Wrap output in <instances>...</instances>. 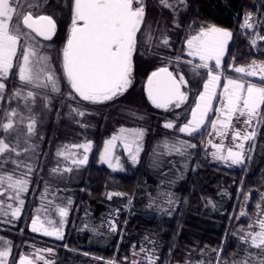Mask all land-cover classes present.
Listing matches in <instances>:
<instances>
[{
    "label": "snow or ice",
    "instance_id": "obj_1",
    "mask_svg": "<svg viewBox=\"0 0 264 264\" xmlns=\"http://www.w3.org/2000/svg\"><path fill=\"white\" fill-rule=\"evenodd\" d=\"M179 3L186 7L184 0H179ZM55 4L60 7H69L66 0L65 2L55 0ZM159 4L172 9L173 16L178 15V9L170 5L168 0H159ZM48 11L51 14H47ZM259 11L261 15H264V6ZM70 12V30L62 49L56 55V60L59 63V69H57L48 55V50L52 48L51 43H43L51 42L58 30L57 19L54 18L57 13L52 7V0H0V101L5 98V81L8 80L14 67L18 68V78L21 82L41 90L45 109L51 103L52 94L60 97L61 104L70 101L68 103L70 119L91 115V106L113 102L128 91L133 83L134 56L139 54L141 47H146L153 41L151 25L145 19L146 0H71ZM255 23L264 24V21H253L252 15L246 14L242 27L253 28ZM177 26H179L178 22ZM232 36L233 33L227 29L206 25L201 27L196 35L186 39L188 55L193 58L198 57L200 64L194 65L191 60L186 63L192 66L194 73H198L199 69L207 71L206 79L202 81L203 90L194 96V106L190 108L191 118L178 127L179 133L192 137L205 126L209 113L213 111L212 102L216 99V89L220 86L223 75L220 71L222 60ZM257 39L264 40V36L257 34ZM161 43L165 47H170L166 36ZM251 44L256 45V40L251 41ZM213 61L214 65L211 64ZM173 63L176 64L175 72L170 71L169 66H163L153 71L148 77L147 97L157 109L174 111L188 100V91L182 90L188 81L179 71L180 58L176 57ZM234 71L246 73L251 77L259 75L260 80L264 81V63L259 65L253 63L248 69L236 67ZM63 81H66L67 85L64 91L61 90ZM20 96V91L14 90L8 100L10 102L13 98ZM36 98L37 93L33 91H29L23 97L25 108L30 113L32 107L29 100L34 104ZM220 103L223 107L216 109L217 118L211 121V127L216 131V134L222 139L226 138L228 129L233 127L234 117L237 121L240 117L245 118V131L242 133L239 129L233 128V141H240L235 144V148L238 150H233L232 147L225 150L223 143L215 144L208 141L215 149L211 156L214 160L223 162L229 167L246 168V161L247 163L251 162L252 153L255 150L258 129L264 126V86L227 79L223 85ZM18 115L16 109L5 110L4 117L7 122L0 120V130L6 134V137L0 138V197L3 198L0 199V216L9 214L3 211V207L4 200L10 199L18 202L16 207L11 204L7 206L11 210V217L16 220L20 218L25 204L22 197L24 193L28 192L31 174L35 171L32 163L25 164L12 157V154L20 155V152L17 151L19 137L6 142L7 135H10L14 129L16 123L14 118ZM180 115L181 113H176V120H179ZM23 119L24 117L21 116V120ZM28 119L26 143L36 134L38 122V117L35 114ZM139 119H143V117H139ZM74 122L81 128L90 126L78 119H74ZM163 127L173 129L176 124L169 121ZM249 128L252 130L248 131ZM145 134L146 130L143 128L121 127L117 133L104 141L102 151L99 153V163L106 164L113 171L125 170L120 156L117 155L119 142L127 154L130 164L137 165L144 150ZM249 141L252 144L246 153L245 143ZM196 147V144L186 140H178L170 146V151L174 150L180 155H185L189 149ZM36 149V144L29 143L24 151L35 152ZM92 149L93 142L86 138L81 143L63 146L57 150L56 156H63L66 161H70L71 166L61 168L57 165L50 169V173L54 176L62 175L65 172L71 173L72 166L79 169L87 165ZM6 153L8 155H5ZM9 164L14 165L10 171L6 168ZM185 167H187L186 164ZM22 168H26L27 171H19ZM47 195L48 184L46 182L41 199H45ZM113 195L121 196L123 194L110 193L108 199L111 200ZM161 196L164 197L163 203L167 204V207L157 204L156 198H151L148 207L152 208L155 205L158 211L171 216L172 212L169 209L175 211L181 201L172 192L161 193ZM250 197L251 192L244 193L245 202ZM71 203L70 198L66 206L52 205L49 201V207H55L58 211V222L47 218L41 219L39 214L41 209H37L38 214L31 219V231L63 240L64 226ZM257 209L256 219L252 224H249V230L246 233L242 228L239 230L241 233L239 238L244 243L250 242L252 247L259 250V253L253 254L243 250L244 254L239 258H234L231 264H264V194H261V203L257 204ZM48 211V207L43 208L45 217H47ZM239 215L247 216L248 213L241 211ZM254 226H258V231L252 230ZM109 229L111 232H117L118 226L112 222L109 224ZM144 239L153 245L152 249L149 250L141 246L140 252L145 254L144 259L129 261L128 264H157L159 259L156 255L157 241L149 240L147 236ZM0 243L3 244L0 247V264H8L12 242L4 241V238L0 237ZM43 251L52 253L53 249H37L33 254L35 261L27 255L21 254L18 264H38L39 261H43V264H55L54 260H47L40 254ZM219 251L222 252L223 249L221 248ZM134 255H139V253H134ZM124 259L127 260V257ZM12 264H17L15 259ZM106 264H117V262L110 260ZM184 264H202V262L185 260ZM217 264H229V262L218 261Z\"/></svg>",
    "mask_w": 264,
    "mask_h": 264
},
{
    "label": "trees",
    "instance_id": "obj_2",
    "mask_svg": "<svg viewBox=\"0 0 264 264\" xmlns=\"http://www.w3.org/2000/svg\"><path fill=\"white\" fill-rule=\"evenodd\" d=\"M66 3L69 7H60L55 4V0H52V7L57 13L54 18L57 19L58 30L51 42H43L51 43L52 48L48 50V55L57 69H59V63L56 55L62 49L70 28L71 0H66ZM259 6H264V0H187L186 8L178 10L179 26H174L177 32H171L172 38L175 39L172 51L158 48L154 40L150 45L141 47L139 54L134 56L131 87L113 102L91 106L92 114L87 115L90 126L85 129L76 126L67 117L70 101L61 104L59 96L51 95L50 107L40 115L41 119L38 122L43 138L37 158L29 157V163L33 164L35 171L31 174V183L25 195V204L20 218L13 222V226L1 225L0 227V231L2 230L3 235L9 238L14 246L9 264H12L13 259L17 260L18 253L24 248V243L33 238V233L29 231V223L32 217L38 214L37 209L41 205L40 195L44 193L46 182L52 204L66 206L69 198L72 203L66 219L64 239L37 237L33 238L36 244L57 243V248L60 246L61 251L65 250L67 251L65 253L69 254L68 250L61 246L67 245L104 258L114 255L118 261L125 262L123 260L125 249L128 251L132 249L134 252L143 242L152 245L144 239L147 236L149 240L158 241L160 261L157 264H170L174 260H181L186 251L192 249L208 251L210 264H217L218 261H228L231 264L234 258L244 254L243 250L251 252V248L238 240L233 233L241 223L245 227L251 220L253 205L248 218L239 222L236 220L245 190H253L256 198L257 189L264 184V152H260L264 126L258 129L255 150L252 153L251 162L246 161V168L228 169L225 165L219 164L206 153L203 137L194 135L192 142L197 147L190 151L188 157L190 168L183 177L176 178L179 181L177 194L181 202L175 211L171 209V216L168 214L158 216L155 211L148 209L145 201L147 192L154 190L153 184L149 182H157L166 175L173 177L175 172L172 165L176 161L173 159L172 163L170 159L174 155L166 156L158 153L154 150V146L158 139L169 134H176L180 123L185 121L194 102V96L202 89V81L207 70L199 69L198 73H194L191 65L180 61L179 71L184 74L188 83L195 87L191 92L189 91L188 101L174 111L157 109L152 105L146 97L144 84L152 71L172 60L166 59L170 57L169 53L178 54L173 55L172 61L176 57L181 60L179 53L184 40L183 33L190 25L194 27V24L197 31L203 26L215 25L228 28L233 33L220 71H224L232 64L241 65L253 60L264 62V42L261 51H249L248 37L239 31L241 13L245 10L257 11ZM47 14L51 12L48 11ZM166 17L171 21L174 20L171 11L158 4L157 0H146L145 19L151 25L153 38ZM171 69L176 71L175 63ZM5 84V98L0 111L2 122L6 118L4 117L5 109L13 104V100L9 102L8 97L20 85H23L18 78V68H13ZM66 86V81H63L61 90L64 91ZM187 89L188 87H184L185 91ZM176 113H181L179 120H176ZM165 121L175 122V129L164 128ZM121 125L144 127L146 140L140 162L131 169L129 167L127 174H113L108 168L99 165V153L104 141ZM78 133H82L93 142L87 165L79 169L73 168L71 173L62 176H51L50 167L57 144L62 141L80 139ZM3 134L4 132L0 130V138ZM27 162V159L23 160V163L27 164ZM21 170L24 171V168ZM224 191H228L229 196L225 197ZM110 193L123 195H113L109 200ZM123 198L128 200V205L124 209L119 208L117 213L124 228L122 227L115 236L111 235L108 247L89 246L90 234L84 233V230L79 232V228H83L87 220L98 219L106 211H113L112 205L122 203ZM221 204L223 209L219 207ZM79 233L81 240L77 239ZM221 248L222 252L219 251ZM58 255V264H71L72 261L79 264L86 262L84 258L79 259L80 256L77 254H72V258L64 254Z\"/></svg>",
    "mask_w": 264,
    "mask_h": 264
},
{
    "label": "rangeland",
    "instance_id": "obj_3",
    "mask_svg": "<svg viewBox=\"0 0 264 264\" xmlns=\"http://www.w3.org/2000/svg\"><path fill=\"white\" fill-rule=\"evenodd\" d=\"M157 3L159 4V0H157ZM168 3L170 5H172L174 8H177L178 10L179 9L186 8L184 5H182V4L179 3V0H168ZM184 4H186V6H187V0H184ZM164 8H166V7H164ZM166 9H169L171 11V13H172V9H170V8H166ZM259 9H261L260 6L258 7L257 11L245 10L239 16L240 17V19H239L240 20L239 31H241V34L242 35H246L248 37V40H249L248 41L249 42L248 43V45H249L248 46V50L249 51H254V52H259V51H261L263 49L262 48V43L264 42V40L257 39V34L259 36H264V24L255 23L253 28H244V27H242V25L244 24V20H245V15L246 14H251L252 17H253V21H257V20L258 21H264V15H261L260 14ZM236 14L238 15L239 13H236ZM172 15H173V13H172ZM177 22H178L177 21V16H174V20H172V21H171V19H168L167 17L163 19L160 28L158 29V31L155 34V38H153L155 46H157L158 48L167 49L169 51H172V49H173V40H175V39L172 38L171 32H173V31L174 32H177V30H174L175 29L174 26H177ZM178 24H179V22H178ZM193 26L194 27H191V25H190L187 28L186 32L183 33L184 40H183L181 52L179 53V56H181V59L182 58H185L187 60H193V57H190L188 55V53H187V45H186V39L187 38H190L193 35H196L199 32V31H197L198 29L196 28V24H194ZM151 34H152V32H151ZM165 36L169 40L170 47H165L161 43L162 39ZM253 40H256V45H252L251 44V41H253ZM173 55L176 56L178 54H175L174 53ZM173 55H172V53H169V56H170L169 58H171L172 60L174 59L173 58ZM172 60H170L165 66H169V68L171 69V66L174 65V63H173ZM253 63H255L256 65H259V64L264 63V62L263 61H259V60H253V61L247 62L245 64H241V65L232 64L229 67H226L224 71H222L223 75H222L221 78H224L225 80L226 79H236V80H241L242 82H252V83L257 82L256 83L257 86H264V81H261L260 80L259 75L255 76V77H251V76H248L246 73H236L234 71V69L236 67H245L246 69H248L251 65H253ZM179 68H180V66H179ZM221 68H222V66H221ZM171 70L175 72V70H173V69H171ZM185 80H186V78H185ZM259 82H263V85H260ZM185 87H188L187 91L189 93V91L191 92L192 89H193V87H195V85H192L191 83L190 84L187 83V85ZM16 90L20 91L21 96L18 97V98H13L12 99L13 100L12 106L6 108L5 110L11 111L12 109H16L17 112L19 113V115L14 118V120L16 121V123L14 124V129L11 131L10 135H7L6 142L9 141V140H15L16 137H19L20 142H19V146H18L17 151L20 152V155L19 156H16L15 154H12V157L14 159H17V160L22 161V162H23V160L27 159L28 160L27 163H29V157L30 158H34V159L37 158V152H38V149L40 147V144H41L42 138H43V132H41V130L39 129L38 122L41 119L40 118V115L42 113H44V111L46 109L44 107V101L41 98L43 96V93L41 92L40 89L33 88L31 85H27V84H24L23 83V85H20V87L17 88ZM29 91H33V92H36L37 93L36 102L34 104H32L31 103V100H29V104H31V107H32V112L31 113L25 108V100L23 99V97L26 96ZM222 91H223V87H220V89H218V88L216 89V97L218 99V101H217L218 104L220 103V96L222 94ZM218 93H219V95H218ZM1 106H2V101H0V111H1ZM68 112H69V109H68V111L66 113L67 114V117L69 118ZM33 114H35L38 117V122H37V125H36V134L30 140H28V142L26 143L25 141L27 140V124L29 122V119L28 118L31 115H33ZM21 116L24 117L23 120H21ZM74 119H78V120H81L82 123L89 124V122L87 120V116H85L84 118L75 117ZM74 119H70V120L76 126L80 127L78 124H76L74 122ZM4 122H7V119L6 118H5ZM121 127H124V128H143V129H145L144 127H139V126H136V125H121V126L117 127L115 129V131L111 135L117 133L118 130ZM82 129H85V128H82ZM173 129H175V128H173ZM78 134L80 135V139H78V140L62 141V142H59L57 144L56 149H55V152H54V160H53V162L51 164L50 169L57 167V165H59L61 168H64L66 166H71L70 165V161H66L63 156L57 157L56 156V152H57L58 149H61L65 145H72V144H75V143H81V142L84 141L85 138L88 139V140H90L87 136L83 135L82 133H78ZM206 134H207L206 143L208 145H210L208 143V141H212V135H213V128L211 126L208 127V129L206 131ZM111 135L108 138H110ZM2 137H6V134L4 133ZM145 140H146V134H145V137H144L143 148H144V145H145ZM178 140H182V139L177 138V137H173V136H169V135L168 136H164V137L158 139V141L156 142V144L154 146V150L156 152L162 153V154H164L166 156L167 155H174V156H171L170 161L173 163V159L175 161L177 160L175 163L176 164H179V165L181 164L182 167H183L185 165V163L188 164L186 154L185 155H180L179 153L175 152L174 150L173 151H170V146L173 145V144H175ZM29 143L30 144H36L37 145V149H36L35 152H25L24 151V149L26 147H28V144ZM166 145H168V147H166ZM69 150L71 151V149H69ZM80 151L82 152V150H80ZM260 152H264V134H263V138H262V140L260 142ZM142 154H143V152L141 153V156H142ZM5 155H8V154L6 153ZM117 155L120 156L121 162L124 165V169H125L124 171H120V170L113 171L112 169L108 168V166L106 164H101V163H99V161H98V163H99V165L108 168L113 174H122V173L123 174L124 173L127 174V173H129L128 172L129 167L131 169L134 166L131 165L130 162L128 161L127 154L124 152V150L122 149V147L119 145V142H118V147H117ZM141 156H140V159H141ZM13 167H14V165H11V164H9V165L6 166L7 170H9V171ZM72 167L75 168L74 166H72ZM187 167H188V165H187ZM19 171H22V170L20 169ZM24 171H27V169L24 168ZM178 172L181 173V174L183 172L186 173L185 172V169H184V171L179 170ZM65 174H66V172L63 173L62 175H65ZM50 175L51 176H54L51 173H50ZM62 175L57 174L55 176H62ZM173 179H174V177H171V176H167L166 175L164 178L161 177V179H158V181L156 183H152L153 186L156 187V188H154V190L148 191L147 194H146L145 201L147 203V207H148V204L151 201V198H156V203L157 204H163L164 207H167V204H164L163 203L164 197L161 196V193H164V192H172L173 193V188L176 185V183H175V181H173ZM150 182H152V181H150ZM261 190H262L261 193L264 194V187ZM25 195H26V193L23 194V197L22 198L25 199ZM42 195H43V193L40 195L41 205L38 207V209H41V212L39 213L40 216H41V219L47 218V219H52V220H55V221L58 222L59 221L58 211L56 210L55 207H49V201H51V204H52V199L50 198L49 195H47V197L42 200L41 199ZM223 195H225V197L229 196L228 195V191H224L223 192ZM0 199H3V198L0 197ZM249 201H250V199L247 202H245L244 196H243V199L241 200V204L239 206L238 215H237V218H236V220L238 222L241 221L242 219L245 220L246 218H248L249 212H248V210H246V207H247ZM9 204H11L13 207L18 206V202H16V201H13V200H10V199L4 200L3 211L4 212H7L9 214L6 215V216H0V227H1V225L2 226H6V227L13 226L12 224L16 220V219L12 218L11 215H10V211L11 210L7 207ZM212 204H214V203H212ZM222 204L219 206L221 209H223ZM52 205H54V204H52ZM45 207H48L49 208V211L47 213V217H45V214L43 212V208H45ZM148 209H151V211H155V212L158 210L155 207V205L152 208H149L148 207ZM241 211L247 212L248 215L247 216H240L239 214H240ZM5 221H11V222L6 223ZM86 222L87 223H84L83 224V228L81 227V230L82 231L83 230L84 231H87L90 234V236H91V240L90 241L92 243L98 242L99 244H101V243H104V241L106 239L111 238V235L108 234V233H106L104 231V229H103V223H101V221H98L97 223H94V220H87ZM240 226H243V224L241 223ZM11 228H15V227H11ZM240 235H241V233L238 232V234H237L238 239H240L239 238ZM0 237H3L4 238V241H11L9 238H7L6 236L3 235L2 230L0 231ZM244 244H247V243H244ZM157 245H158V241H157ZM2 246H3V244L0 243V247H2ZM141 246H145L149 250H151L152 247H153V245H150L147 242L146 243L143 242L140 245V247ZM23 247L24 248L22 249V251L20 253H18V254H20V255L21 254H24V255H28L29 256V254L36 253V250H32L31 248H29V242L28 241L24 243ZM13 249H14V246H13V243H12V251H11V254L13 252ZM157 253H158V246L156 248V255H157ZM40 254L43 255V252H41ZM201 256H203V255H201ZM10 259H11V255L8 258V264L10 262ZM204 261H205V259H204ZM210 263H211L210 257L208 259L206 258V262H204V264H210Z\"/></svg>",
    "mask_w": 264,
    "mask_h": 264
},
{
    "label": "flooded vegetation",
    "instance_id": "obj_4",
    "mask_svg": "<svg viewBox=\"0 0 264 264\" xmlns=\"http://www.w3.org/2000/svg\"><path fill=\"white\" fill-rule=\"evenodd\" d=\"M69 30H70V28H69ZM182 63H185V64H187L186 62L187 61H189V60H187V59H185V58H182L181 60H180ZM192 62H193V64L194 65H198V64H200V61H199V58L197 57V58H193V60H191ZM211 64H213V63H211ZM163 66H165V65H163ZM162 67V66H161ZM206 79V74H205V78H204V80ZM227 80V79H226ZM226 80L224 79V78H221V81H220V86L218 87V89H220V87H223V85L226 83ZM255 83H257V82H255ZM260 83V85H263V82H259ZM202 87V86H201ZM183 90H184V87H183ZM203 90V88L201 89V91ZM218 95H219V93H218ZM188 101V100H187ZM186 101V102H187ZM218 99H217V97H216V99H214L213 100V102H212V104H213V111H212V114H211V116H210V118H209V121H208V123H207V125H206V127L205 128H203V129H201L200 130V132L199 133H197V134H194L195 136L197 135H200L201 137H203V143H204V149L205 150H207L206 151V153L208 154V155H210L211 156V153L212 152H214L215 151V149L214 148H212L211 147V144L210 145H208L207 143H206V140H207V134H206V131H207V129H208V127H210L211 126V121L212 120H215L216 118H217V113H216V109L217 108H221V107H223V105L221 104V103H219L218 104ZM184 105V104H183ZM192 106H194V102H193V104L191 105V107ZM190 107V108H191ZM191 117H190V109H189V111H188V114H187V116H186V118H185V121H183L182 123H180V125H182L184 122H186L188 119H190ZM244 117H240L239 118V121H237V119L234 117L233 118V120H232V126L233 127H230L229 129H228V134H227V137L226 138H221V137H219L217 134H216V131L215 130H213V135H212V143H215V144H220V143H223L224 144V146H225V150L228 148V147H232L233 148V150H238L237 148H235V144H237V143H239L240 141H233V139H232V136H233V134H234V132H233V128H235V129H239L242 133L245 131V126H244ZM166 122H169V121H165L164 122V124L166 123ZM175 123V122H174ZM179 125V126H180ZM218 127H219V125H218ZM178 129V128H177ZM176 129V134H169V136H173V137H177V138H180V139H182V140H186V141H188V142H190V143H192L193 144V142H192V138H193V136L192 137H189V136H187V134H184V133H179L178 132V130ZM248 131H251L252 129H247ZM256 142V141H255ZM251 144H252V142L251 141H249V142H246L245 143V151H246V153H247V149L251 146ZM192 149H189L188 150V153L186 154V157H187V161H188V164L187 163H185L186 165H188V167H182V165L180 164H174L173 165V168H174V174L172 175L173 177H174V179H173V181H175V183H176V185H175V187L173 188V193H174V195L176 196V197H179V194H177V193H179V187H178V182L179 181H177L176 180V178H178V177H183V175L185 174L184 172L181 174V173H179L178 171L179 170H181V171H184V169H185V172L186 171H188L189 170V155H190V151H191ZM212 157V156H211ZM214 160V159H213ZM177 161V160H176ZM215 161H217V160H215ZM219 164H222V165H225L228 169H236V168H240V167H237V166H232V167H229L228 165H226V164H224L223 162H220V161H217ZM183 168V169H182ZM174 175H177V176H174ZM149 183H156V182H149ZM146 185V184H145ZM154 187V186H153ZM263 187H264V184H262V185H260V187L257 189V192L256 193H258V194H256L257 195V197L255 198V193H254V191L253 190H245V192L244 193H247V192H251V197H250V201H249V203H248V205H247V207H246V210H248V212L250 211V209L252 208V205H253V209H252V212H251V220L248 222V224L244 227V225L243 226H239L237 229H236V231H235V233H236V238L238 239V237H237V234H238V232H239V230L242 228V229H244V231H245V233L249 230V224H252L253 222H254V220L256 219V217H257V213H258V209H257V204H259V203H261V194H263V193H261L262 192V190L261 189H263ZM154 188H156V187H154ZM243 196H244V194H243ZM145 198H146V196H145ZM243 199V198H242ZM123 200V202L122 203H120V204H115V205H112V206H114L113 207V211H106V213H104V215L103 216H101V217H99L98 219H95L94 220V223H97L98 221H101V223H103V229H104V231L106 232V233H108V234H110V235H113V236H115V234H118L119 233V231L122 229V227L124 228V224H122V221H121V218H120V216H118L119 214L117 213L118 212V210H119V208H121V209H124V208H126L127 207V205H128V200L126 199V198H123L122 199ZM117 206H119V207H117ZM169 211L171 212V209H169ZM156 213H157V215L158 216H163V215H166L167 213H162V212H160V211H156ZM37 214H35L33 217H32V219L36 216ZM112 222H115L116 223V225L118 226V231L117 232H111L110 231V229H109V224L110 223H112ZM30 224H31V221H30V223H29V231L30 232H32L31 231V229H30ZM65 224H66V222H65ZM252 230H256V231H258V226H254V228L252 229ZM82 230H81V228H79V232H81ZM65 232H66V230H65V226H64V234H65ZM84 233H87V231H83ZM33 233V232H32ZM124 233V232H123ZM125 234V233H124ZM80 233L77 235V239H80ZM117 236V235H116ZM119 236V235H118ZM33 238H37V237H39V238H48V239H55V240H57L55 237H48V236H44L42 233H33V236H32ZM33 238L31 239H29V248H31L32 250H37V249H48V248H51V249H53V252L52 253H48L47 251H43V256L45 257V259H47V260H54L55 261V264H58L59 262H58V260H59V255L58 254H64V255H68V258H72V254L74 255V254H77L78 256H80V258L79 259H86V262L84 263V264H106V262L107 261H110V260H114V261H116L117 262V264H128V262L129 261H133V260H141V259H144V257H145V254L144 253H141L140 252V246H137V248H138V250H135L134 252L132 251V249H131V251L129 250L128 251V249H125V252H124V256H123V260L125 261V262H120V261H118L116 258L117 257H115L114 255H113V257H110V258H104L103 256L101 257V256H98V255H95V253H92V252H89V251H82L81 249H74V248H72V247H70V246H67V245H61L64 249L66 248V250H68V253L69 254H66L65 252H67V251H61L60 250V246L57 248L56 246H57V243H53V244H50V243H41V244H36V243H34V240H33ZM81 240V239H80ZM238 240H240V241H242L241 239H238ZM36 241V240H35ZM97 241V240H96ZM104 241V240H103ZM109 238L108 239H106L105 241H104V243H101V244H99L98 242H94V243H92L91 241H90V244H89V246H93V247H108L109 246ZM37 242V241H36ZM246 245H248L250 248H251V253H253V254H258L259 253V250L258 249H255L254 247H252L251 246V244H250V242L249 243H247ZM31 246V247H30ZM34 246V247H33ZM143 247H145V246H143ZM57 248V249H56ZM146 248V247H145ZM134 250V249H133ZM95 252V251H94ZM187 253L185 254V256H183L184 258H182L181 260H174V261H172L170 264H178V262H180V264H184V261L187 259L189 262H197V261H201L202 262V264H204V262H206V258L208 259L209 258V252L208 251H206V250H189V251H186ZM134 253H139V255H134ZM82 254V255H81ZM158 254H159V246H158V253H157V256H158ZM24 255V254H23ZM201 255H203V256H201ZM19 256H20V254H19ZM19 256L17 257V260H16V262H18V259H19ZM125 257H127V260H125L124 258ZM159 257V259L157 260V263H158V261H160V256H158ZM206 257V258H205ZM29 258L30 259H33L34 261H35V256L33 255V254H29ZM204 259H205V261H204ZM64 261V260H63ZM38 264H43V261H39L38 262ZM71 264H79L78 262H74V261H72V263Z\"/></svg>",
    "mask_w": 264,
    "mask_h": 264
},
{
    "label": "water",
    "instance_id": "obj_5",
    "mask_svg": "<svg viewBox=\"0 0 264 264\" xmlns=\"http://www.w3.org/2000/svg\"><path fill=\"white\" fill-rule=\"evenodd\" d=\"M217 27H221V26H217ZM221 28H224V27H221ZM224 29H227V30H229V31H231L230 29H228V28H224ZM230 42H231V40L229 41V44H230ZM229 44H228V46H229ZM227 51H228V49H227ZM226 55H227V52H226V54H225V56H224V58L226 57ZM224 58H223V60H224ZM223 60H222V62H223ZM211 63H215L214 61L213 62H211ZM163 67V66H162ZM160 68V67H159ZM158 69V68H157ZM157 69H155L154 71H156ZM169 70L170 71H172L170 68H169ZM153 72V71H152ZM151 72V73H152ZM151 73L148 75V77L151 75ZM148 77H147V79H146V81H145V84H144V91H145V94H146V97H147V80H148ZM182 90H183V87H182ZM184 91V90H183ZM148 98V97H147ZM149 100V99H148ZM150 101V100H149ZM151 102V101H150ZM212 108H213V104H212ZM211 114H212V112H210L209 113V118H210V116H211ZM209 118H208V120L205 122V126L203 127V128H205L206 127V125H207V123H208V121H209ZM202 128V129H203ZM28 256V255H27ZM29 257V256H28ZM20 258V257H19ZM18 261H19V259H18ZM17 264H18V262H17Z\"/></svg>",
    "mask_w": 264,
    "mask_h": 264
}]
</instances>
